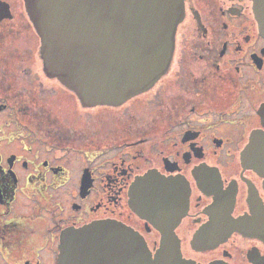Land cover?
<instances>
[{
    "label": "flooded vegetation",
    "instance_id": "flooded-vegetation-1",
    "mask_svg": "<svg viewBox=\"0 0 264 264\" xmlns=\"http://www.w3.org/2000/svg\"><path fill=\"white\" fill-rule=\"evenodd\" d=\"M182 4L157 81L119 105L85 106L44 73L38 53L39 81L23 0H0V264H56L62 233L99 221L132 228L152 252L168 228L196 264H264V241L243 222L264 211V34L254 0ZM53 79L75 99L66 126L35 104ZM146 173L173 185L156 219L142 187L132 196ZM175 188L188 190L181 204Z\"/></svg>",
    "mask_w": 264,
    "mask_h": 264
},
{
    "label": "water",
    "instance_id": "water-1",
    "mask_svg": "<svg viewBox=\"0 0 264 264\" xmlns=\"http://www.w3.org/2000/svg\"><path fill=\"white\" fill-rule=\"evenodd\" d=\"M23 4L39 37L44 73L85 106L119 105L151 87L170 63L176 26L183 16L182 0H23ZM254 13L264 34V0H254ZM246 153L252 156L254 151ZM155 177L146 173L132 186V196L142 187L144 206L154 219L163 214L156 203L161 192L173 187ZM175 190L181 204L188 190ZM243 222H248L250 235L264 241V211H254ZM161 233L152 252L137 231L117 221L68 228L60 237L56 264H196L181 258L170 229Z\"/></svg>",
    "mask_w": 264,
    "mask_h": 264
},
{
    "label": "rangeland",
    "instance_id": "rangeland-1",
    "mask_svg": "<svg viewBox=\"0 0 264 264\" xmlns=\"http://www.w3.org/2000/svg\"><path fill=\"white\" fill-rule=\"evenodd\" d=\"M17 7H19V3L17 1ZM21 8V7H19ZM18 10V8H17ZM36 37L38 38V43L36 42V39L34 40L35 42V57H36V62H35V66H36V71H38V77L39 81L44 82L43 78L40 75V59L38 56L39 53V37L36 33ZM37 75V74H36ZM45 83V82H44ZM49 92H45L44 90L42 91V94L44 95V97H46V99H40L37 100V102L35 103L36 106H40L43 108V110L45 109L46 112L48 114V116L50 115V117L56 118L59 122H61L63 125H67V122H71L72 119H75L77 116V111L74 107L75 104V99L73 97H71V93L69 91H66L64 89L59 90V83L56 80H52L50 86H46ZM100 109V111L103 110V108H97ZM88 111H93V109H87ZM86 110V111H87ZM103 117H100V119L106 117L104 116V114H101ZM66 117H68V119L66 120ZM38 118H42V115L39 116ZM76 123H79L80 126H84L85 122H81L80 120L76 121Z\"/></svg>",
    "mask_w": 264,
    "mask_h": 264
}]
</instances>
